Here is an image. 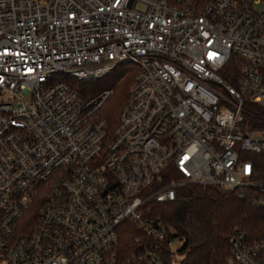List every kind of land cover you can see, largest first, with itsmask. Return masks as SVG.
<instances>
[{
	"label": "built area",
	"instance_id": "2783aa9c",
	"mask_svg": "<svg viewBox=\"0 0 264 264\" xmlns=\"http://www.w3.org/2000/svg\"><path fill=\"white\" fill-rule=\"evenodd\" d=\"M121 63L137 71L109 131L111 92L79 85ZM249 104L264 109V0H0V264H114L123 222L163 264L174 239L148 203L185 184L264 210ZM228 242V264H264V232Z\"/></svg>",
	"mask_w": 264,
	"mask_h": 264
},
{
	"label": "trees",
	"instance_id": "16d2710c",
	"mask_svg": "<svg viewBox=\"0 0 264 264\" xmlns=\"http://www.w3.org/2000/svg\"><path fill=\"white\" fill-rule=\"evenodd\" d=\"M239 63L236 56H231L224 66L225 75L236 78ZM136 71V66L121 63L105 76L79 85L83 97L94 96L103 89L111 92L99 111L109 131L118 121ZM247 108L251 111V115L245 116L248 123L253 127H264V109L254 104L247 105ZM244 157L252 163V179L264 182V150L245 153ZM168 179L166 175V181ZM148 206L149 215L158 217L166 236L180 242L175 250L164 249V243H158L156 251L163 264H228V237L232 231L240 229L251 238L264 232L263 209L252 207L233 191L224 192L212 186L203 188L196 184H185L176 189L174 200L149 202ZM36 207L35 202L32 206L34 212ZM155 242L133 224L121 223L112 249L114 264H146L137 257L143 254L147 244L154 245Z\"/></svg>",
	"mask_w": 264,
	"mask_h": 264
},
{
	"label": "rangeland",
	"instance_id": "374dc122",
	"mask_svg": "<svg viewBox=\"0 0 264 264\" xmlns=\"http://www.w3.org/2000/svg\"><path fill=\"white\" fill-rule=\"evenodd\" d=\"M179 245H180V242L178 240L174 239L173 243L171 244V249L175 250Z\"/></svg>",
	"mask_w": 264,
	"mask_h": 264
}]
</instances>
